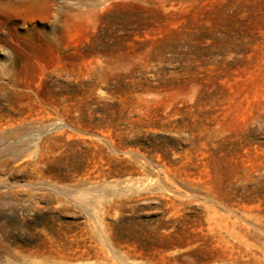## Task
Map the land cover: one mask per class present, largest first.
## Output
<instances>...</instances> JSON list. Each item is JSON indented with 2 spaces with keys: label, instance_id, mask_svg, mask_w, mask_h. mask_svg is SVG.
Wrapping results in <instances>:
<instances>
[{
  "label": "rangeland",
  "instance_id": "obj_1",
  "mask_svg": "<svg viewBox=\"0 0 264 264\" xmlns=\"http://www.w3.org/2000/svg\"><path fill=\"white\" fill-rule=\"evenodd\" d=\"M0 264H264V0H0Z\"/></svg>",
  "mask_w": 264,
  "mask_h": 264
},
{
  "label": "bare ground",
  "instance_id": "obj_2",
  "mask_svg": "<svg viewBox=\"0 0 264 264\" xmlns=\"http://www.w3.org/2000/svg\"><path fill=\"white\" fill-rule=\"evenodd\" d=\"M36 1V0H35Z\"/></svg>",
  "mask_w": 264,
  "mask_h": 264
}]
</instances>
